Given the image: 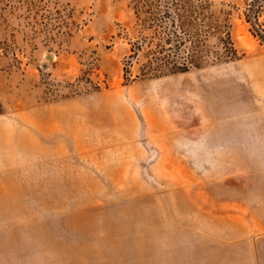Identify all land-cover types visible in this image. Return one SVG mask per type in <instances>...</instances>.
<instances>
[{"label": "rangeland", "instance_id": "374dc122", "mask_svg": "<svg viewBox=\"0 0 264 264\" xmlns=\"http://www.w3.org/2000/svg\"><path fill=\"white\" fill-rule=\"evenodd\" d=\"M211 1L237 58L154 76L141 72L145 46L129 57L142 35L134 0H0V197L148 219L164 207L250 212V168H264V43L249 0Z\"/></svg>", "mask_w": 264, "mask_h": 264}, {"label": "crops", "instance_id": "0c3cea01", "mask_svg": "<svg viewBox=\"0 0 264 264\" xmlns=\"http://www.w3.org/2000/svg\"><path fill=\"white\" fill-rule=\"evenodd\" d=\"M250 172L245 213L164 207L148 219L85 202L0 197V264H264V168Z\"/></svg>", "mask_w": 264, "mask_h": 264}, {"label": "trees", "instance_id": "16d2710c", "mask_svg": "<svg viewBox=\"0 0 264 264\" xmlns=\"http://www.w3.org/2000/svg\"><path fill=\"white\" fill-rule=\"evenodd\" d=\"M212 5L211 0H134L142 35L133 43L129 57L138 56L146 47L142 74L187 71L190 66H200L206 57L236 59L229 18L221 10L213 11ZM244 15L251 35L264 43V0H249ZM211 37L217 50L208 47Z\"/></svg>", "mask_w": 264, "mask_h": 264}]
</instances>
